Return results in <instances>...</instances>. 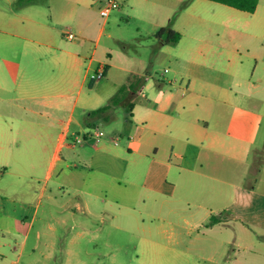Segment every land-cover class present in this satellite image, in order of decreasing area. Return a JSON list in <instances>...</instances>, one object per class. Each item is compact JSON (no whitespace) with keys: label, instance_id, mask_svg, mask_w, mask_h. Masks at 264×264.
<instances>
[{"label":"crops","instance_id":"obj_1","mask_svg":"<svg viewBox=\"0 0 264 264\" xmlns=\"http://www.w3.org/2000/svg\"><path fill=\"white\" fill-rule=\"evenodd\" d=\"M122 1L132 14L144 15L138 19L152 24L155 38L165 26L156 15L170 19L184 0ZM46 7L49 22L0 11V178L10 179L0 184V264H20L24 254L50 259L66 244L70 254L80 240L97 239L100 227L92 198L85 195L129 209L151 205L173 212L180 203L191 204L197 208L192 218L204 210L205 220L217 216L216 223L240 225L242 237H262L264 163L255 178L252 164L256 151L264 153L258 140L264 56L242 51L234 40L242 24L228 15L236 8L191 0L179 10L171 27L180 39L160 44L155 38L154 50L163 56V77L155 78L137 60L133 66L117 64L112 51H106L110 62L102 57L97 46L107 18L94 25L83 0H48ZM247 13L252 22L246 25L264 30V0ZM63 22L64 40L54 36ZM66 31L75 36L68 38ZM100 66L104 74L115 68V74L128 71L127 79L141 77L143 83L137 84L128 127L126 112L118 109L104 137L98 142L87 137L77 145L73 138L94 127L87 125L88 112L122 85L115 78L103 93L100 86L86 89ZM51 185L75 194L41 208ZM53 205L64 213L57 220ZM72 206L82 213L76 215ZM106 220L113 223L115 215Z\"/></svg>","mask_w":264,"mask_h":264},{"label":"rangeland","instance_id":"obj_2","mask_svg":"<svg viewBox=\"0 0 264 264\" xmlns=\"http://www.w3.org/2000/svg\"><path fill=\"white\" fill-rule=\"evenodd\" d=\"M25 1H29V4L30 2L34 3L22 7L26 5L22 4ZM47 1L0 0V11L5 15L12 16L13 13H19L49 22ZM97 1L83 0L84 11L93 20L94 25H101L104 17L101 14L100 5L94 4ZM120 1L119 7L112 9L105 21L104 31L97 46L98 51L107 62H110V58L106 55V51H112L114 53L113 62L133 66L132 61L137 60L136 64H141L142 67L153 72L155 78L163 77L161 75L163 74L161 63L163 56L154 50L155 38L152 24L147 23V20L142 23L138 17L143 14H132L123 1ZM233 11L235 12L228 15L229 20L242 24L240 31L234 30V40L243 45L242 51L248 49L253 54L258 52L257 55L263 57L264 30L251 29L246 25V23L252 22L251 14L237 9ZM156 16L163 20L162 24H170L167 15L157 14ZM24 22L29 23L28 21ZM140 22L141 25H138ZM65 26H67V22L57 25L58 31L54 32L57 39H65L60 32ZM250 32L261 33V38L252 36L249 34ZM261 45H263L262 49H260ZM115 71V68H111L108 74H104L100 80L93 81L92 86L96 89L100 86L99 92L103 93V88L111 87L112 80L114 81L115 78L119 84H124L128 81L127 77L132 75L128 71L119 70L117 74ZM170 74H165V76L169 77ZM106 78H109L108 81ZM88 87L89 83L86 84V89L90 88ZM0 94L3 96L1 92ZM119 113L121 116L123 115L122 110ZM115 121L116 118L108 123L100 124L108 133ZM90 137V142H93L94 137ZM258 140L264 146V119ZM72 142H75V138ZM255 161L254 158L253 171ZM59 168L60 166H58ZM9 181L8 176L0 178L1 185ZM52 185L50 186L52 192L47 193L41 208L49 206L51 201H53L52 204L57 205L58 203L52 200L54 198L57 199L56 201L62 202L75 194L74 191H69L66 187L56 190ZM85 197L92 198L94 219L100 227L98 238L92 242L88 239L80 240L79 245L71 248L70 254L64 251L70 249L69 244H66V249L63 250L56 247L50 259H45L40 253L24 254L20 264L30 263L31 258L33 261L31 264H264V235L258 237L249 233L242 237L239 234L240 225L235 228L232 222H226V220L211 226L210 219L202 218L204 210H199L197 215L192 218L191 212L196 211L197 208L191 207V204L180 203L178 206H174V211L171 212L167 207L159 209V207L151 205H135V209L133 207L129 209L115 203L112 205L111 201V205H109L104 203L103 199H95L94 196L85 195ZM56 205L52 206V214L56 217L54 220L64 215L63 212H60L61 208ZM71 208L76 215H80L83 210H76L74 206ZM103 213H105V219ZM113 215H115L116 221L111 223L106 220L107 216ZM58 240L60 241V239Z\"/></svg>","mask_w":264,"mask_h":264},{"label":"trees","instance_id":"obj_3","mask_svg":"<svg viewBox=\"0 0 264 264\" xmlns=\"http://www.w3.org/2000/svg\"><path fill=\"white\" fill-rule=\"evenodd\" d=\"M23 2L24 0H18ZM191 0H184L179 6V10L185 8ZM216 2H220L231 7H234L238 10L246 11V12H254L259 0H213ZM26 2V1H25ZM22 4H28L29 1ZM178 11H176L173 16L169 19L170 24L160 27L156 33L155 38L158 40L160 44H173L176 43L181 35L178 31L174 30L171 27L172 20L177 16ZM143 79L141 77H136L134 79H128V81L118 87L115 93L107 100L106 103L98 106L95 109H92L88 112V121L87 125L89 127H93L99 123H108L114 119V115L118 109L124 110L126 121V127L129 126L131 122L132 116V108L134 106V101L138 97V87L137 84H142ZM93 80L89 82V86H92ZM262 151H256L255 158V173L253 177L260 170L263 160L264 153ZM262 154V155H261ZM253 158V159H254ZM220 219L217 216H212L210 218V224L218 222Z\"/></svg>","mask_w":264,"mask_h":264},{"label":"built area","instance_id":"obj_4","mask_svg":"<svg viewBox=\"0 0 264 264\" xmlns=\"http://www.w3.org/2000/svg\"><path fill=\"white\" fill-rule=\"evenodd\" d=\"M120 2H121L120 0H98L94 4L100 5V10H101L102 16L104 18H107L110 15L112 9L119 7ZM65 34L68 38H73L75 36L72 31H66ZM104 70H105V66L98 67V69L90 75V79L95 80V79L103 77L104 76ZM165 71L167 72L168 69L166 68ZM106 134H107L106 131L102 128L101 124L99 123L91 129V132H88L87 134L83 135L82 137H76L74 143L83 142L86 140L87 137H90V136H93L94 140L96 142H98ZM117 141H118V139H115V143H117Z\"/></svg>","mask_w":264,"mask_h":264}]
</instances>
